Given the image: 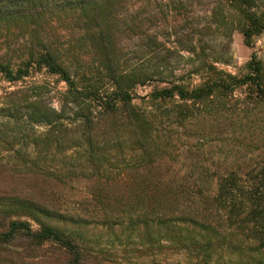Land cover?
<instances>
[{"label":"rangeland","instance_id":"rangeland-1","mask_svg":"<svg viewBox=\"0 0 264 264\" xmlns=\"http://www.w3.org/2000/svg\"><path fill=\"white\" fill-rule=\"evenodd\" d=\"M253 1L264 14V1ZM118 7L114 66L134 81L124 102L88 56L76 14L0 27V62L11 69L35 35L62 64L89 70L74 76V94L45 69L15 83L0 75V228L27 221L36 230L35 219L56 227L78 246L80 264H264V251L228 228L212 203L221 176L264 169V31L245 44L236 11L218 0ZM249 63L260 66V90L224 78H245ZM218 79L232 89L184 103L155 97ZM89 84L104 97L83 90ZM25 206L48 216L33 220ZM39 246L0 245V264L66 261L57 244Z\"/></svg>","mask_w":264,"mask_h":264},{"label":"trees","instance_id":"trees-1","mask_svg":"<svg viewBox=\"0 0 264 264\" xmlns=\"http://www.w3.org/2000/svg\"><path fill=\"white\" fill-rule=\"evenodd\" d=\"M124 0H0V27L27 24L40 26L42 21L55 13H70L78 17L85 32V40L88 42V56L97 66L99 71L105 74L109 83L113 85L115 96L126 101L128 89L134 85L128 77H119L114 66L115 39L117 31L114 27L115 15ZM224 2L236 11L237 30L242 34L245 44L249 45L250 40L264 31V14L258 15L253 11V0H218ZM264 1V0H263ZM76 14V15H75ZM57 15V14H56ZM117 30V31H116ZM35 35L31 36L33 43L25 53V60L21 61L18 68L11 69L9 63L0 62V75L6 81L15 83L29 74L33 68L45 69L50 75L58 76L68 86L70 93H75L78 88L74 76H88V69L82 70L72 60L71 63L62 64L58 55L49 45H43L36 41ZM251 68L248 75L237 80L231 76H224L232 84L242 86L249 84L256 90L262 88L260 83V66L258 63H249ZM73 68V73L72 69ZM97 68L96 71L98 70ZM211 71L215 70L210 68ZM77 71V72H76ZM91 71V70H90ZM76 72V73H75ZM254 73V75H252ZM99 74V73H98ZM216 75V74H215ZM87 78V77H86ZM87 81V80H86ZM89 81V79H88ZM87 81V83H88ZM221 87L230 91V85L221 81L205 82L198 89L186 92L183 87L174 86L165 88L155 94V97L162 99L178 96L182 103L188 100H198L208 97L213 89ZM87 93L100 96L97 87L89 84L84 87ZM93 91V93H92ZM81 94V93H79ZM77 95V93H76ZM89 97V96H88ZM128 101V100H127ZM109 108L110 103H105ZM181 105L180 108H184ZM47 118L49 116H46ZM50 124L51 122H46ZM216 210L221 213L224 223L228 228L239 233L248 242L257 246V249L264 251V169L256 176H247L235 172L221 176L217 182L216 193L212 199ZM31 210L25 213L34 220L36 212L48 216L45 209L25 206ZM38 229L33 230L27 221H10L0 228V245H8L20 239L31 247L38 248L41 244L55 243L65 251L61 264H80L81 254L73 239L56 227L35 219ZM38 264V263H32ZM55 264V263H53Z\"/></svg>","mask_w":264,"mask_h":264}]
</instances>
